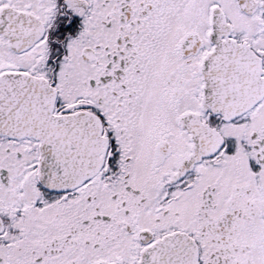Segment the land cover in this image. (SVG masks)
<instances>
[{"label": "snow or ice", "instance_id": "snow-or-ice-1", "mask_svg": "<svg viewBox=\"0 0 264 264\" xmlns=\"http://www.w3.org/2000/svg\"><path fill=\"white\" fill-rule=\"evenodd\" d=\"M0 264H264V0H0Z\"/></svg>", "mask_w": 264, "mask_h": 264}]
</instances>
